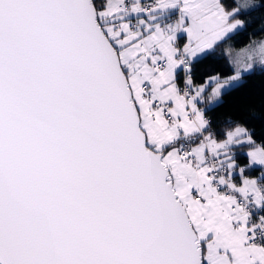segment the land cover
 <instances>
[{
  "label": "snow or ice",
  "instance_id": "1",
  "mask_svg": "<svg viewBox=\"0 0 264 264\" xmlns=\"http://www.w3.org/2000/svg\"><path fill=\"white\" fill-rule=\"evenodd\" d=\"M258 34L264 0H0V264H264V137L216 116Z\"/></svg>",
  "mask_w": 264,
  "mask_h": 264
},
{
  "label": "trees",
  "instance_id": "2",
  "mask_svg": "<svg viewBox=\"0 0 264 264\" xmlns=\"http://www.w3.org/2000/svg\"><path fill=\"white\" fill-rule=\"evenodd\" d=\"M259 13H257L258 15ZM264 34H258L253 39H258ZM240 41L237 48L248 43V38L237 37ZM198 73L212 74L224 72L230 74L226 61L207 59L196 66ZM225 103L221 110H217L216 116L223 119L227 116H235L247 121V126L254 130L256 138L264 137V74H254L247 77V82L237 91L225 96Z\"/></svg>",
  "mask_w": 264,
  "mask_h": 264
},
{
  "label": "rangeland",
  "instance_id": "3",
  "mask_svg": "<svg viewBox=\"0 0 264 264\" xmlns=\"http://www.w3.org/2000/svg\"><path fill=\"white\" fill-rule=\"evenodd\" d=\"M259 39H264V36H262V37L258 38L257 40H259ZM237 49H238V48H237Z\"/></svg>",
  "mask_w": 264,
  "mask_h": 264
}]
</instances>
